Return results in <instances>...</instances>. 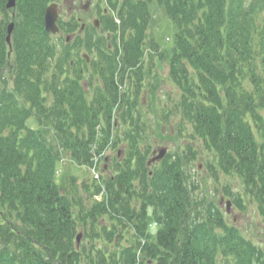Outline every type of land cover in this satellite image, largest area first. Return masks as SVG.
<instances>
[{
    "label": "trees",
    "instance_id": "trees-1",
    "mask_svg": "<svg viewBox=\"0 0 264 264\" xmlns=\"http://www.w3.org/2000/svg\"><path fill=\"white\" fill-rule=\"evenodd\" d=\"M52 1L16 0L11 50L0 17V264H264V248L199 199L189 173L199 141L216 155L209 170L239 176L264 217V0H105L112 25L88 36L90 61L80 36L46 31ZM159 12L173 25L162 49L150 38ZM148 45L180 90L164 118L178 117L187 148L151 165ZM66 160L91 177L80 183Z\"/></svg>",
    "mask_w": 264,
    "mask_h": 264
},
{
    "label": "rangeland",
    "instance_id": "rangeland-1",
    "mask_svg": "<svg viewBox=\"0 0 264 264\" xmlns=\"http://www.w3.org/2000/svg\"><path fill=\"white\" fill-rule=\"evenodd\" d=\"M80 0H76L75 3L71 4L70 1L66 2V0L60 1L62 5L61 11V19H66L68 9L71 5H74L76 8L79 7ZM90 4V9H88L87 14L82 13V7L80 6L79 16H82L87 23H91L89 16L91 13H95V11L103 10L104 7H107V3L105 0H83V4ZM113 11L111 9V18L113 17ZM99 16V15H97ZM1 19L6 16H0ZM7 19L8 22L11 21L12 16L9 14ZM157 21L159 22L158 26H155L152 29V33H150V38L154 36V39L159 44L160 48H165V46H169L171 42V31L173 29L172 22L168 20L161 12L156 13ZM93 20V19H92ZM91 20V21H92ZM93 22V21H92ZM81 24H79L77 31V36L79 35L83 40V46L81 50V54H90V52L85 48L88 36L91 35V31L93 30L92 26L86 29V35L83 37L81 34ZM102 31H97L95 36L100 34ZM115 33V32H114ZM154 34V35H153ZM93 35V34H92ZM114 35H112L111 42L114 41ZM74 38V37H73ZM76 38V37H75ZM150 38L148 40L150 41ZM169 38V39H168ZM166 40V43L164 41ZM57 41V39H55ZM94 41L90 40V43L94 44ZM59 46H61V42H57ZM112 44V43H111ZM152 48L148 45L145 49L146 53V65L145 67L148 69L151 63V54H153L154 60V68L153 75H147L145 78V84L147 91H143L141 97L144 98L145 107H143V112L145 114V119L147 121V136L150 139L153 149L159 146H167L168 151L171 153H176L178 151H186V144L179 138L175 132V126L179 122L178 117L176 115H171L170 117H165L164 114L165 109L167 107L172 109V106L179 100L180 98V90L178 87L170 80L169 78V65L168 60H161L159 55L156 54V51L152 49V53H150ZM92 56V55H91ZM153 83V84H151ZM151 84V85H150ZM150 86V87H149ZM149 89H151V93L154 90V93L150 94ZM153 89V90H152ZM164 105L167 106L164 108ZM141 108V107H140ZM189 140H192L191 138ZM194 147H196V151H198V158L195 159L194 162L189 166V173L191 175V181L195 183L198 188L195 192L200 196L199 199L203 198L207 201L213 200L214 202L220 204L223 211L227 212V202L230 201V210L229 216L231 220L234 222L236 227L240 229V231L248 238H250L253 242L259 244L264 248V217L260 213L259 205L255 199L250 197V195L246 194L244 190L243 180L237 176L236 174H225L222 171H217L216 173L211 172L208 168L207 161L213 160L215 163L216 155L212 151H200L202 144L197 141L192 143ZM107 155L113 157L116 155V151L113 149L107 152ZM66 158L69 159V156L66 155ZM65 168L68 170V173L76 174L78 176V180L81 183L84 179H88L91 177V172L84 166L77 167L72 164L71 161H65ZM225 186H229L233 193L239 197L238 205L232 203L233 198L226 195ZM232 200V201H231ZM81 233V241L80 245L85 242L83 231L81 229L78 230V234ZM129 234H127V238ZM122 245H127L130 243V240L124 239L121 240ZM120 246V245H119ZM117 246V247H119Z\"/></svg>",
    "mask_w": 264,
    "mask_h": 264
},
{
    "label": "flooded vegetation",
    "instance_id": "flooded-vegetation-1",
    "mask_svg": "<svg viewBox=\"0 0 264 264\" xmlns=\"http://www.w3.org/2000/svg\"><path fill=\"white\" fill-rule=\"evenodd\" d=\"M60 1H62V0H53L51 3H57V5H58V9H59V19H58V24H59V26L61 25V24H65V26L67 27V28H73V30H69V31H66V30H64V28H62L61 26H60V31H59V33H56V34H54V37H55V39H57V40H59V39H64V41H67V35H69L70 37H71V39H70V41H69V43L70 42H72L73 40H74V38L77 36V29H78V27H79V24H81V26L80 27H82L83 28V25L85 26L84 27V29L82 30V28H81V34H83V37H85V36H87L86 34V29L88 28V27H91L92 26V28H93V30L91 31L92 33H90L91 35V41H94V39H96V36H95V34H96V32L98 31V29H100L101 30V27H102V25H103V23H105V22H110L111 21V25H112V19L110 18V12H109V10H108V8L107 7H104V9L103 10H101V8H100V10H98V11H95V13H91L90 14V16H89V19H90V22L91 23H87V22H85L84 20H86V18L83 20L82 19V16H79V11H80V6H83L82 8V13L83 14H87V12H88V9H90V4L89 3H87V4H83V0H80V2H79V7H75L74 5H71L70 6V8L68 9V13H67V16L68 17H66V19L64 20V19H61V11H62V5L60 4ZM70 1V3L72 4H74L75 3V1L76 0H69ZM66 2H68V0H66ZM11 15L12 16V18H11V20H14L15 21V12L13 11V10H11V9H9L7 12H4L1 8H0V16H6V15ZM97 15H99V16H97ZM93 19V20H92ZM111 19V20H110ZM93 22H92V21ZM96 20L97 21H99V24H96ZM10 22H8V24H9ZM7 28H8V25H7ZM7 30V29H6ZM93 34V35H92ZM114 33L111 31V38H112V35H113ZM74 37V38H73ZM68 42V41H67ZM111 47H112V44H111ZM7 70L6 69H4L3 70V72H6ZM0 75H1V73H0ZM8 76H9V74H8ZM10 77V79H11V76H9Z\"/></svg>",
    "mask_w": 264,
    "mask_h": 264
},
{
    "label": "water",
    "instance_id": "water-1",
    "mask_svg": "<svg viewBox=\"0 0 264 264\" xmlns=\"http://www.w3.org/2000/svg\"><path fill=\"white\" fill-rule=\"evenodd\" d=\"M16 5V0H9L7 3V7L11 8L14 7ZM59 18V9L57 4H51L50 6H48L47 10H46V14H45V27L46 30L50 33H57L59 30L57 21ZM96 24H99V21L96 20ZM15 27V23L14 21H12L9 26H8V34H7V42L9 43V45L11 46V37H12V33ZM69 40V38H68ZM86 57L89 60V57L86 55ZM168 152V148L166 146H162L158 149H155L153 151V156L152 158L149 160V165H151L152 163L156 162V161H160L162 160L166 153ZM227 208L228 211L230 210V201L227 202ZM81 240V234H79L77 236V242L80 243Z\"/></svg>",
    "mask_w": 264,
    "mask_h": 264
},
{
    "label": "clouds",
    "instance_id": "clouds-1",
    "mask_svg": "<svg viewBox=\"0 0 264 264\" xmlns=\"http://www.w3.org/2000/svg\"><path fill=\"white\" fill-rule=\"evenodd\" d=\"M61 173L58 171L56 179H60ZM162 227V225L158 224L155 220H150L149 225H148V231L152 233L153 235L156 234V232Z\"/></svg>",
    "mask_w": 264,
    "mask_h": 264
}]
</instances>
